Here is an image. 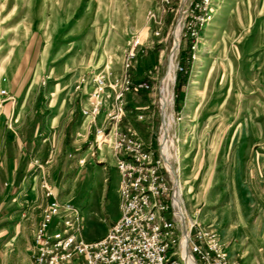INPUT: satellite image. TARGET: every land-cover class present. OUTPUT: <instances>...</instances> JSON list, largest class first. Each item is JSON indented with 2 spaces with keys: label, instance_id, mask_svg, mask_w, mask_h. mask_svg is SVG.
Returning a JSON list of instances; mask_svg holds the SVG:
<instances>
[{
  "label": "rangeland",
  "instance_id": "obj_1",
  "mask_svg": "<svg viewBox=\"0 0 264 264\" xmlns=\"http://www.w3.org/2000/svg\"><path fill=\"white\" fill-rule=\"evenodd\" d=\"M136 36L143 44L126 72ZM100 76L111 98L93 125L112 112L126 77L153 85L126 94L120 126L135 128L154 149L165 129L190 220L214 234L232 262L264 264V0H0V106L39 94L35 122L46 106L76 97L90 103ZM109 114L103 135L93 133L96 157L101 150L114 156ZM62 161L59 151L43 181L45 197L50 187L60 204L80 206L92 169L79 163L84 173L77 174L64 163L56 179ZM4 168L0 199L8 188ZM31 223L16 230L15 222H0V264L33 263Z\"/></svg>",
  "mask_w": 264,
  "mask_h": 264
},
{
  "label": "built area",
  "instance_id": "obj_2",
  "mask_svg": "<svg viewBox=\"0 0 264 264\" xmlns=\"http://www.w3.org/2000/svg\"><path fill=\"white\" fill-rule=\"evenodd\" d=\"M142 44L140 36L132 39L124 63L126 72L134 67ZM95 84L91 107L83 111L92 119L111 98L104 76L97 77ZM153 89L149 83H133L126 77L113 96L115 106L109 114L112 145L113 151L122 154L117 158L120 218L103 238L87 242L80 236L79 211L69 203L60 204L55 191L46 187L48 205L34 235L32 264H237L229 259L214 234L192 222L185 207L183 212L177 208L174 194L180 183L167 161L165 129L154 149L145 146L136 130L120 126L126 112V94ZM103 131H97L98 137ZM78 257L85 263H77Z\"/></svg>",
  "mask_w": 264,
  "mask_h": 264
},
{
  "label": "crops",
  "instance_id": "obj_3",
  "mask_svg": "<svg viewBox=\"0 0 264 264\" xmlns=\"http://www.w3.org/2000/svg\"><path fill=\"white\" fill-rule=\"evenodd\" d=\"M38 97L39 94L31 97L28 93L18 104L9 102L5 107L0 106V132H5L0 136V171L4 164L7 166L11 163V167L4 168L8 188L0 199V213L6 211L9 216H2L0 222H10L12 225L15 222L17 230L32 221L31 225L38 228L48 205L42 189L43 181L47 176L51 177L48 168L60 151L64 161L54 173L56 179L64 177V163L70 164L71 168L73 164L76 165L74 173L77 174L84 169L77 165L79 163L86 164V170L92 169L82 191L85 200L75 208L82 219L81 238L87 242L101 239L120 218L122 202L121 175L117 169V158L122 154L113 151L114 156H110L101 150L96 157L93 153V133L103 128L110 111H104L97 125H93L94 119L82 116L90 103L76 97L54 110L51 105L46 106L38 120L33 122L37 118L31 116ZM52 112L54 114L51 117ZM124 129L136 130L129 127ZM51 130L55 132L53 139Z\"/></svg>",
  "mask_w": 264,
  "mask_h": 264
},
{
  "label": "bare ground",
  "instance_id": "obj_4",
  "mask_svg": "<svg viewBox=\"0 0 264 264\" xmlns=\"http://www.w3.org/2000/svg\"><path fill=\"white\" fill-rule=\"evenodd\" d=\"M180 25H178V27H177V34L179 35V33H180ZM179 42V41H178ZM197 81L196 80H193L192 81V86L194 87V86H197ZM196 88V87H195ZM189 111V110H188ZM165 113V112H164ZM170 129V128H169ZM166 131H168V126H166ZM169 132V131H168ZM104 146V142L103 141H100V143H99V148L100 147H103ZM167 160H168V153H167ZM168 162H169V160H168ZM169 164H170V162H169ZM171 166V165H170ZM180 170V169H179ZM179 183L180 184H178L177 185V187H176V192H175V194H174V201H175V204H176V206H177V208L179 209V210H181L182 212L184 211V201H183V199H182V190H183V187H182V179H181V177L179 176Z\"/></svg>",
  "mask_w": 264,
  "mask_h": 264
},
{
  "label": "trees",
  "instance_id": "obj_5",
  "mask_svg": "<svg viewBox=\"0 0 264 264\" xmlns=\"http://www.w3.org/2000/svg\"><path fill=\"white\" fill-rule=\"evenodd\" d=\"M181 76H184V74L182 73ZM184 77L181 78L180 80V83H179V86L177 87V92H178V95H180L182 93V86H183V82L185 80V78L183 79ZM141 104L140 102H136L135 105H137L138 107H141ZM143 106V105H142Z\"/></svg>",
  "mask_w": 264,
  "mask_h": 264
}]
</instances>
